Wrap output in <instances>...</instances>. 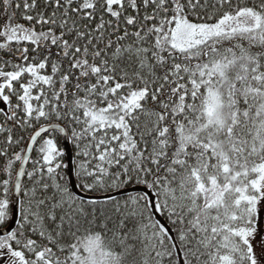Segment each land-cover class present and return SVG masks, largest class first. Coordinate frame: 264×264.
Listing matches in <instances>:
<instances>
[{
    "label": "snow or ice",
    "instance_id": "6c2138e0",
    "mask_svg": "<svg viewBox=\"0 0 264 264\" xmlns=\"http://www.w3.org/2000/svg\"><path fill=\"white\" fill-rule=\"evenodd\" d=\"M262 221L264 0H0V264H264Z\"/></svg>",
    "mask_w": 264,
    "mask_h": 264
},
{
    "label": "trees",
    "instance_id": "16d2710c",
    "mask_svg": "<svg viewBox=\"0 0 264 264\" xmlns=\"http://www.w3.org/2000/svg\"><path fill=\"white\" fill-rule=\"evenodd\" d=\"M262 226H264V221H262Z\"/></svg>",
    "mask_w": 264,
    "mask_h": 264
},
{
    "label": "water",
    "instance_id": "95a60500",
    "mask_svg": "<svg viewBox=\"0 0 264 264\" xmlns=\"http://www.w3.org/2000/svg\"><path fill=\"white\" fill-rule=\"evenodd\" d=\"M69 149L71 150V145H69Z\"/></svg>",
    "mask_w": 264,
    "mask_h": 264
}]
</instances>
